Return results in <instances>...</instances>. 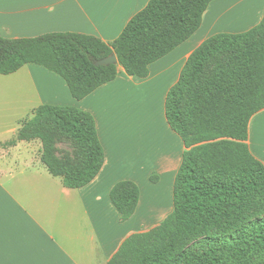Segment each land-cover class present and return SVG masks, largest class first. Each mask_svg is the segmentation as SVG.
<instances>
[{"label": "trees", "instance_id": "obj_1", "mask_svg": "<svg viewBox=\"0 0 264 264\" xmlns=\"http://www.w3.org/2000/svg\"><path fill=\"white\" fill-rule=\"evenodd\" d=\"M211 1L149 0L111 43L74 32L0 36V74L40 65L59 75L77 100L114 80L118 66L145 78L151 63L200 27ZM112 52L116 64L93 63ZM262 109L264 14L246 31L207 37L186 59L164 102L167 123L184 144L173 209L158 225L128 234L106 264H264V163L247 143L249 121ZM16 135L41 141L40 160L68 188L88 184L104 163L93 115L74 106L41 104ZM54 136L72 143V161L54 155ZM139 195L133 181L112 186L121 221L132 216Z\"/></svg>", "mask_w": 264, "mask_h": 264}, {"label": "crops", "instance_id": "obj_2", "mask_svg": "<svg viewBox=\"0 0 264 264\" xmlns=\"http://www.w3.org/2000/svg\"><path fill=\"white\" fill-rule=\"evenodd\" d=\"M148 1L0 0V36L74 32L111 43ZM263 14L264 0H213L200 27L151 63L145 78L127 75L118 66L114 80L80 100L72 97L59 75L40 65H23L37 98L29 115L18 116L10 97L0 95V264H106L128 234L158 225L173 209V184L184 150L165 117L167 92L203 40L219 32L246 31ZM35 76L40 77L43 94ZM145 94L160 107L151 120L145 114ZM41 104L70 105L93 115L104 163L85 186L65 187L60 176L49 173L36 156L37 142L6 144ZM156 131L169 143L156 144L157 139H151ZM247 143L264 163V109L251 117ZM121 180L133 181L140 190L136 209L125 221L109 197Z\"/></svg>", "mask_w": 264, "mask_h": 264}, {"label": "rangeland", "instance_id": "obj_3", "mask_svg": "<svg viewBox=\"0 0 264 264\" xmlns=\"http://www.w3.org/2000/svg\"><path fill=\"white\" fill-rule=\"evenodd\" d=\"M26 68H27L26 66H23L21 69L17 70L14 73H10L7 75L0 74V81H1L0 95L2 97L3 96L10 97L11 108H13L14 106L16 107L18 116L29 115L28 111L30 110V106L35 105V103H37L35 92L31 90L30 87L28 86V81L30 80V77L27 74ZM118 68H121V67H118ZM35 79L38 83L40 91H42V94H43L40 77L35 76ZM146 96L147 94H145L144 100ZM3 105H4V102L2 100V107ZM158 111L160 112V107L157 104V100L155 99L153 101L151 98H146V102H145L146 118L149 117L151 120L152 118L157 117ZM153 135L155 137L152 138ZM153 135L151 136V139L153 140L157 139L156 144L165 146L166 143H169V138H167V136H165L163 132L156 131ZM12 139H16V142H19V141L37 142L38 144L37 143L35 144L36 146L38 145V152L36 153V156L39 157V159H41V150H42L41 144L42 143L39 139L19 140L17 139L16 134L13 136ZM52 146L54 149V155L57 158L61 160L70 159V161H72L73 158H75L74 153H76V149L74 148V146L69 140L61 138L60 136H56V137L54 136Z\"/></svg>", "mask_w": 264, "mask_h": 264}, {"label": "water", "instance_id": "obj_4", "mask_svg": "<svg viewBox=\"0 0 264 264\" xmlns=\"http://www.w3.org/2000/svg\"><path fill=\"white\" fill-rule=\"evenodd\" d=\"M93 63L95 65H110V64H116L117 58L114 52L110 53L108 56H105L101 59L93 60Z\"/></svg>", "mask_w": 264, "mask_h": 264}]
</instances>
